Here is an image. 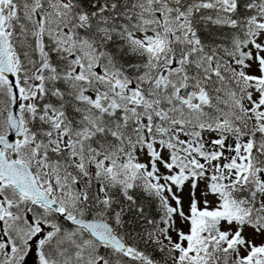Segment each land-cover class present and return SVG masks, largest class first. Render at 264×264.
Wrapping results in <instances>:
<instances>
[{"label":"snow or ice","instance_id":"6c2138e0","mask_svg":"<svg viewBox=\"0 0 264 264\" xmlns=\"http://www.w3.org/2000/svg\"><path fill=\"white\" fill-rule=\"evenodd\" d=\"M0 264H264V0H0Z\"/></svg>","mask_w":264,"mask_h":264}]
</instances>
